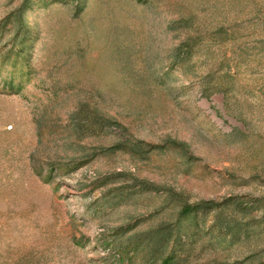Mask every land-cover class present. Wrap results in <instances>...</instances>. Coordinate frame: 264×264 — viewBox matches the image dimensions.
Returning a JSON list of instances; mask_svg holds the SVG:
<instances>
[{
    "label": "rangeland",
    "instance_id": "1",
    "mask_svg": "<svg viewBox=\"0 0 264 264\" xmlns=\"http://www.w3.org/2000/svg\"><path fill=\"white\" fill-rule=\"evenodd\" d=\"M26 2L0 0V264H159L135 247L203 201L264 228V0ZM213 235L195 263L264 251Z\"/></svg>",
    "mask_w": 264,
    "mask_h": 264
},
{
    "label": "trees",
    "instance_id": "2",
    "mask_svg": "<svg viewBox=\"0 0 264 264\" xmlns=\"http://www.w3.org/2000/svg\"><path fill=\"white\" fill-rule=\"evenodd\" d=\"M32 5V0H27L22 13L28 11ZM229 205L235 206L234 210L242 215L240 217L243 223L227 218L225 213ZM210 215L213 216L214 229L217 231V236L213 235L211 240L222 249L249 241L258 243L262 238L264 228L255 223L253 210L243 208L238 202L217 204L215 201H203L194 205H185L174 224L161 225L147 232L134 251L143 258L149 257L159 264H228L215 260L195 263L192 260V248L197 242L201 226L206 223ZM233 264H264V251H255Z\"/></svg>",
    "mask_w": 264,
    "mask_h": 264
}]
</instances>
